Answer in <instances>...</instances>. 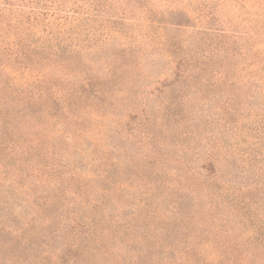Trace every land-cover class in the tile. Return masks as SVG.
<instances>
[{
	"label": "rangeland",
	"instance_id": "1",
	"mask_svg": "<svg viewBox=\"0 0 264 264\" xmlns=\"http://www.w3.org/2000/svg\"><path fill=\"white\" fill-rule=\"evenodd\" d=\"M0 264H264V0H0Z\"/></svg>",
	"mask_w": 264,
	"mask_h": 264
}]
</instances>
